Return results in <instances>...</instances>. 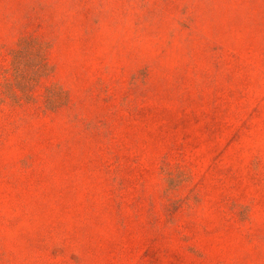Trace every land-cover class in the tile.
Returning <instances> with one entry per match:
<instances>
[{
  "label": "rangeland",
  "instance_id": "1",
  "mask_svg": "<svg viewBox=\"0 0 264 264\" xmlns=\"http://www.w3.org/2000/svg\"><path fill=\"white\" fill-rule=\"evenodd\" d=\"M0 264H264V0H0Z\"/></svg>",
  "mask_w": 264,
  "mask_h": 264
}]
</instances>
